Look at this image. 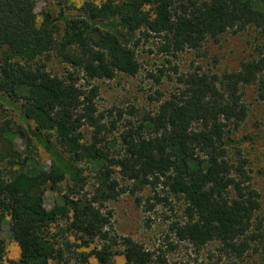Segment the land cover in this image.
Returning <instances> with one entry per match:
<instances>
[{"label": "trees", "instance_id": "trees-1", "mask_svg": "<svg viewBox=\"0 0 264 264\" xmlns=\"http://www.w3.org/2000/svg\"><path fill=\"white\" fill-rule=\"evenodd\" d=\"M35 7L36 0H0V101L14 106L27 127L16 132L9 121L0 125V230L7 221L19 249L8 264H89L91 258L114 264L115 257L124 264L159 262L142 244L110 229L104 204L125 191L148 209L163 203L173 210L172 199L178 201L169 226L177 241L197 248L218 243L235 258L259 239L264 246L255 225L262 195L242 149L253 138L235 135L248 118L244 88L256 86L264 100V0H83L77 13L59 6L40 20ZM247 29L258 36L252 56L237 69L182 72L155 111L126 120L119 137L108 138L91 81L136 74L140 38L156 39L158 52L175 58ZM51 56L66 65L62 74L47 69ZM83 126L92 129L87 140ZM28 134L48 155L49 170L14 149L17 135ZM79 163L95 173L91 191H84ZM54 178L70 189L48 209L47 187L60 191ZM145 190L152 195L136 196ZM5 254L0 237V264Z\"/></svg>", "mask_w": 264, "mask_h": 264}, {"label": "rangeland", "instance_id": "rangeland-1", "mask_svg": "<svg viewBox=\"0 0 264 264\" xmlns=\"http://www.w3.org/2000/svg\"><path fill=\"white\" fill-rule=\"evenodd\" d=\"M83 0H36L35 12L38 20L43 12L55 14L59 6L65 7L70 13H77ZM258 32L247 29L241 32H229L222 35L218 42H206L199 50L185 49L178 53L175 58L166 57L157 50L156 39L140 38L135 47L136 57L140 68L134 75L118 73L112 79H96L91 84L97 86L98 95L95 98L97 111L105 116L108 138L116 140L124 130L123 123L126 120H139L141 114L155 111L159 100L169 96L177 87V77L190 68L201 66L204 70L213 73L232 71L237 69L242 60L252 56V45ZM168 60V61H167ZM66 65L57 58L51 56L47 61V69L53 74L60 75L64 72ZM84 83V80H81ZM244 101L248 104L249 112L245 123L236 132V137L250 136L251 142L243 143L242 149L249 161L257 179V185L262 195V206L258 213L255 225H258L264 234V100H260L256 86L244 88ZM121 112L122 118L118 115ZM118 119L116 129H110V122ZM9 121L14 131L26 130V124L21 120L19 112L14 106L0 101V125ZM16 131V132H17ZM81 135L86 140L90 138L92 129L83 126ZM28 136H30L28 134ZM14 149L20 157H32L40 168L49 170L50 160L48 155L37 145L30 136L27 139L17 135L14 139ZM83 175L87 178L84 191H91L96 186L94 171L85 163H79ZM1 167L7 168L5 162ZM58 182V178H54ZM123 184V181H120ZM60 191L54 192L47 187L45 191V207L51 208L54 204L62 201V195L69 192L70 185L67 181L57 183ZM152 195L148 190L137 193L136 196L146 199ZM152 203V200L149 201ZM174 209L167 205L155 204L151 209L146 206H138L135 203V195L129 191L122 193L118 199L108 201L104 204L103 211L111 212L110 229L120 236H129L133 240L154 253V260L160 257L159 262L151 264H259L264 259V246L262 239L253 243L252 248L241 258L228 256L219 250L218 243H210L204 247L197 248L188 242L177 241L170 231L169 226L177 218L176 210L180 203L172 199ZM7 218L6 220H8ZM64 227V223H60ZM53 226L51 231H55ZM60 236V234H59ZM0 237L6 245L5 259L2 264H8L9 260H17L19 249L11 239L7 221L3 223ZM62 238H59L61 242ZM72 242V236L69 237ZM257 246V250L253 248ZM72 255L69 253L67 258ZM75 260L70 258L69 263ZM76 264V263H75ZM89 264H96L90 259ZM114 264H124L122 257H115Z\"/></svg>", "mask_w": 264, "mask_h": 264}]
</instances>
